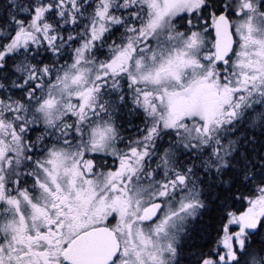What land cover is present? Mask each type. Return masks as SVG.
<instances>
[{
	"label": "snow or ice",
	"instance_id": "1",
	"mask_svg": "<svg viewBox=\"0 0 264 264\" xmlns=\"http://www.w3.org/2000/svg\"><path fill=\"white\" fill-rule=\"evenodd\" d=\"M0 264H264V0H0Z\"/></svg>",
	"mask_w": 264,
	"mask_h": 264
}]
</instances>
